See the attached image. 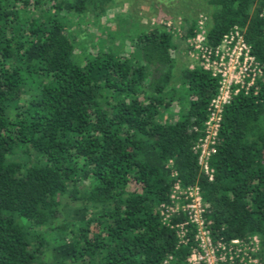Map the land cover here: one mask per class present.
Listing matches in <instances>:
<instances>
[{"label":"trees","instance_id":"1","mask_svg":"<svg viewBox=\"0 0 264 264\" xmlns=\"http://www.w3.org/2000/svg\"><path fill=\"white\" fill-rule=\"evenodd\" d=\"M205 1V45L236 28L260 69L223 106L212 179L194 147L218 77L183 66L173 85L169 28L91 53L69 23L113 0H0V264H191L195 224L160 214L176 183L198 187L214 243L256 236L264 264V0Z\"/></svg>","mask_w":264,"mask_h":264},{"label":"built area","instance_id":"2","mask_svg":"<svg viewBox=\"0 0 264 264\" xmlns=\"http://www.w3.org/2000/svg\"><path fill=\"white\" fill-rule=\"evenodd\" d=\"M197 27L200 30L191 37L190 44L200 59L199 66L218 77L219 85L217 94L210 100L208 106L209 112L204 122V135L194 147L198 152L200 169L208 175L209 179H212L213 170L209 166V157L215 151L223 106L240 89L247 90L253 84L255 76L260 74V69L236 28L224 35L222 42L212 49L205 45L204 17L197 20ZM170 198L169 204L161 205L162 222L172 227L170 217L182 211L187 221L196 226L194 233L196 245L191 249L187 258L188 262L191 264H219L220 262L251 264L257 261L254 256L259 249L256 236L247 240L235 238L228 242L214 243L212 241L203 220V200L196 185L181 189L176 183ZM186 223L175 225L181 243H186L187 229L184 228Z\"/></svg>","mask_w":264,"mask_h":264},{"label":"rangeland","instance_id":"3","mask_svg":"<svg viewBox=\"0 0 264 264\" xmlns=\"http://www.w3.org/2000/svg\"><path fill=\"white\" fill-rule=\"evenodd\" d=\"M209 11L210 7L205 0H113L107 13L98 22L81 14L74 16L69 28L78 41L87 45L86 48L91 53H95L97 49L93 43L101 42L109 31L123 28L133 31L154 26L169 28L174 41L178 43L174 53L176 66L172 78V84L177 86L179 70L183 66L191 68L200 64L197 52L190 44L192 36L188 35V30L190 27H193L195 33L200 30L197 27L200 17H204V29L207 30Z\"/></svg>","mask_w":264,"mask_h":264}]
</instances>
